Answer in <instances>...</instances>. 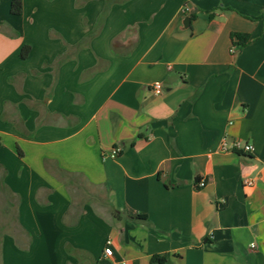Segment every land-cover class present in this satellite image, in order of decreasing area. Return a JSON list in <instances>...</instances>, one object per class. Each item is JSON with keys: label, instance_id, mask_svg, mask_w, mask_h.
<instances>
[{"label": "crops", "instance_id": "crops-1", "mask_svg": "<svg viewBox=\"0 0 264 264\" xmlns=\"http://www.w3.org/2000/svg\"><path fill=\"white\" fill-rule=\"evenodd\" d=\"M12 1L0 264H264V0Z\"/></svg>", "mask_w": 264, "mask_h": 264}, {"label": "built area", "instance_id": "built-area-1", "mask_svg": "<svg viewBox=\"0 0 264 264\" xmlns=\"http://www.w3.org/2000/svg\"><path fill=\"white\" fill-rule=\"evenodd\" d=\"M183 13L184 14H189L190 13V8L188 7V5L186 4L183 8ZM236 46L232 47V52L234 53L236 51ZM163 89V85L161 83H155L154 84V90L157 94L161 93ZM255 148L252 144L249 143H244L242 141H233V142H229L227 140H224L221 144V151L224 153H229V152H245L247 154H252L254 152ZM121 154V148L117 147L112 149L109 153H104L103 154V158L104 159H117L119 157V155ZM244 184L246 186H252L253 185V181L251 180H245ZM207 185L206 180L201 179L198 180V182L196 183V187L198 189H203L205 188ZM252 247H255V245H252ZM105 255L108 258L113 257L114 252L111 246V242L108 241L107 242V246L104 250ZM120 264H130L128 261H122Z\"/></svg>", "mask_w": 264, "mask_h": 264}, {"label": "trees", "instance_id": "trees-1", "mask_svg": "<svg viewBox=\"0 0 264 264\" xmlns=\"http://www.w3.org/2000/svg\"><path fill=\"white\" fill-rule=\"evenodd\" d=\"M11 12L14 15H20L22 13V0H13L11 4ZM264 16V15H263ZM193 17V16H192ZM250 35L240 34L236 33L233 35V44L236 46L239 50L243 49L245 46H247L250 42ZM31 51V47L25 46L22 51V57L27 58L29 53ZM1 148V143H0ZM153 264H162L163 259L161 257H154L152 259Z\"/></svg>", "mask_w": 264, "mask_h": 264}]
</instances>
